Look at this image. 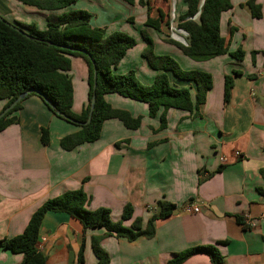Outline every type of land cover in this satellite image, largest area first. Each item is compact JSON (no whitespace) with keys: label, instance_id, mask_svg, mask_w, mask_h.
I'll use <instances>...</instances> for the list:
<instances>
[{"label":"crops","instance_id":"crops-1","mask_svg":"<svg viewBox=\"0 0 264 264\" xmlns=\"http://www.w3.org/2000/svg\"><path fill=\"white\" fill-rule=\"evenodd\" d=\"M147 1L152 14L156 9L165 14L166 32L145 26L147 9L138 0L132 6L121 0H77L69 8L88 12L91 26L104 29L106 35L122 32L135 39L136 45L113 73L131 74L144 89L154 86L160 71L150 68L142 56L146 47L142 32L151 39L154 55L169 56L183 71L209 74L212 85L198 108L199 116L168 110L162 129V109L150 118L146 104L107 94L105 102L113 109L141 118L139 127L128 130L118 120H107L98 140L65 151L60 139L79 128L56 117L37 96L23 99L13 113L18 123L0 132V241L21 234L46 200L82 187L91 196L89 210L107 209L113 222L130 204L133 217L125 222L127 227L135 218L144 226L158 201L176 209L156 223L152 238L134 242L106 236L102 229L83 232L66 214L47 213L36 245L46 264H77L82 241L84 264H97L92 237H102L100 245L110 264H166L174 254L198 246L216 248L220 264H264V0H254L260 6L259 19L251 17L245 6L248 0H229L231 8L220 16L219 32L228 40V52L240 48L243 59L225 54L202 62L187 58L165 41L189 44L188 34L178 27L187 0H143ZM203 2L199 0V11ZM65 10L40 11L17 0H0L1 18L13 25L33 24L39 30L46 28L48 15ZM198 15L193 18L197 23ZM233 71L241 75L233 78L229 101L224 103V76ZM68 74L72 111L79 114L87 103L85 62L71 58ZM166 75L170 83L191 86L192 95L196 92L193 83L170 72ZM4 105L0 100V111ZM41 129L48 132L47 145L41 141ZM221 157L227 162L221 163ZM185 204L197 205L199 212H183ZM22 259L21 254L0 248V264H19ZM183 264L211 262L198 254Z\"/></svg>","mask_w":264,"mask_h":264},{"label":"trees","instance_id":"trees-1","mask_svg":"<svg viewBox=\"0 0 264 264\" xmlns=\"http://www.w3.org/2000/svg\"><path fill=\"white\" fill-rule=\"evenodd\" d=\"M24 5L35 7L40 11L65 10L77 0H17ZM132 6L135 0H121ZM166 1V0H164ZM139 5L147 9L145 26L156 31H167L169 22L161 9L152 14L149 2L138 0ZM199 0H187V11L180 16L178 27L189 36V44L181 45L173 40H165L178 48L184 56L196 61H208L212 58L229 54L233 59H243L244 53L238 48L228 52V40L221 37L219 20L222 13L231 8L229 0H204L200 11ZM245 6L251 17H261L260 6L254 0H248ZM198 15V23L193 18ZM91 15L83 10L67 9L60 14H51L46 18V28L37 29L33 24H10L0 18V100L5 102L2 112L18 96L28 92L24 97L37 96L51 113L59 119L71 123L79 130L60 139L59 146L65 151L92 143L98 140L102 124L111 119L120 121L128 130H136L141 118L131 117L129 113L113 109L105 102L107 94H117L123 98L147 105L148 116L154 118L159 109L160 127L165 126L164 114L168 110L190 113L199 116L198 108L204 103L206 93L211 89V76L199 71H183L169 56L153 54V43L145 32L142 38L146 44L142 56L150 68L160 71L155 84L150 89L139 86L131 74L117 75L113 69L125 53L136 45L131 36L122 32L105 34V30L92 27ZM263 56L264 66V51ZM254 55V53H253ZM71 58L82 59L87 66V103L79 114L72 111L73 89L68 72ZM95 70V71H94ZM95 72V78H94ZM166 72H170L178 80L193 83L191 86H177L168 81ZM241 75L233 71L224 76L223 101L227 103L233 87V78ZM94 106L91 118L86 123L91 100ZM23 101V100H22ZM20 101L0 118V132L9 125L17 124L18 117L13 113L20 109ZM41 141L48 143V132L41 129ZM91 196L82 187L66 191L61 195L46 200L30 216L23 232L14 237L0 241V248L13 254H21L19 264H46V256L37 249L39 229L47 213H63L75 220L83 232L88 230L105 231L106 236L134 242L138 238L150 239L155 235L157 222L168 219L175 211V205L161 200L156 203L144 226L142 220L135 218L129 227L125 222L133 217V208L126 204L121 212L120 220L113 222L110 211L104 208L89 210ZM102 237L91 238V249L97 264H110L108 254L101 248ZM204 254L211 264H220L218 250L211 246H198L176 253L166 264H183L192 256ZM77 264H84V241L80 244L76 259Z\"/></svg>","mask_w":264,"mask_h":264},{"label":"water","instance_id":"water-1","mask_svg":"<svg viewBox=\"0 0 264 264\" xmlns=\"http://www.w3.org/2000/svg\"><path fill=\"white\" fill-rule=\"evenodd\" d=\"M94 78H95V72H94ZM27 94L28 92H25L21 94L20 96H18L9 106H7L2 112H0V118H2L9 110H11L14 106H16L20 101H22ZM93 106H94V97L91 100L89 115H88L86 123L90 121L91 113L93 111Z\"/></svg>","mask_w":264,"mask_h":264},{"label":"built area","instance_id":"built-area-1","mask_svg":"<svg viewBox=\"0 0 264 264\" xmlns=\"http://www.w3.org/2000/svg\"><path fill=\"white\" fill-rule=\"evenodd\" d=\"M234 156H235L236 159H239V158H240V154L237 153V152L234 154ZM220 162H221V163H226L227 160H226V158L221 157V158H220ZM182 210H183V212H186V213H192V214H194V213H198V212H199V208H198V206L195 205V204H185V205L182 207Z\"/></svg>","mask_w":264,"mask_h":264},{"label":"rangeland","instance_id":"rangeland-1","mask_svg":"<svg viewBox=\"0 0 264 264\" xmlns=\"http://www.w3.org/2000/svg\"><path fill=\"white\" fill-rule=\"evenodd\" d=\"M19 13H20V15H21V12H19V11H17V14L19 15ZM22 17V19H24L25 18V16H21ZM2 19H3V17H2ZM7 19V18H6ZM5 20V19H4ZM6 21V20H5Z\"/></svg>","mask_w":264,"mask_h":264}]
</instances>
